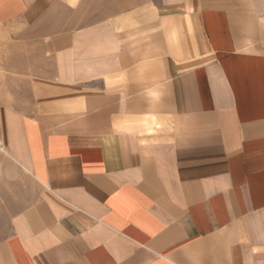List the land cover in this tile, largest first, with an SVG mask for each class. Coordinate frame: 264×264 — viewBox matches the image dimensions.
Instances as JSON below:
<instances>
[{
  "label": "crops",
  "instance_id": "crops-1",
  "mask_svg": "<svg viewBox=\"0 0 264 264\" xmlns=\"http://www.w3.org/2000/svg\"><path fill=\"white\" fill-rule=\"evenodd\" d=\"M0 264H264V0H0Z\"/></svg>",
  "mask_w": 264,
  "mask_h": 264
},
{
  "label": "rangeland",
  "instance_id": "rangeland-1",
  "mask_svg": "<svg viewBox=\"0 0 264 264\" xmlns=\"http://www.w3.org/2000/svg\"><path fill=\"white\" fill-rule=\"evenodd\" d=\"M1 70V69H0Z\"/></svg>",
  "mask_w": 264,
  "mask_h": 264
}]
</instances>
